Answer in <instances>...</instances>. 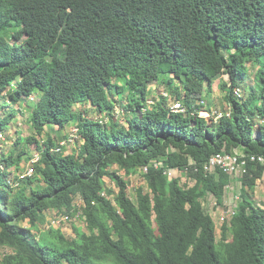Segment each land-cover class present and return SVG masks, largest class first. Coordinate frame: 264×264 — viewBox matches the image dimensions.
<instances>
[{
    "label": "trees",
    "instance_id": "16d2710c",
    "mask_svg": "<svg viewBox=\"0 0 264 264\" xmlns=\"http://www.w3.org/2000/svg\"><path fill=\"white\" fill-rule=\"evenodd\" d=\"M6 22L14 25L13 43ZM254 63L256 86L236 97ZM224 74L231 113L209 120L201 116L203 90ZM163 77L171 86L181 80L176 100L185 112H173L164 97L150 104V87ZM38 93L29 117L35 133L77 120L83 143L78 155H64L50 135L43 145L22 139L41 154L38 176L28 178L39 187L29 194L10 179L19 161L1 155L0 246L12 252L0 264H264V205L253 197L263 165L250 163L240 178L223 243L202 203L211 194L223 206L234 179L205 170L213 155L264 156V124L255 128L264 121V0H0V101L9 98L0 109ZM115 96L125 102L121 114ZM77 104L105 118L77 115ZM17 114L0 117V132ZM118 114H127V126ZM113 166L126 176L143 172L149 191L138 192L137 204L127 180L109 173ZM171 170L194 184L182 187ZM76 198L88 232L73 240L53 230L33 236L46 211L73 214Z\"/></svg>",
    "mask_w": 264,
    "mask_h": 264
},
{
    "label": "rangeland",
    "instance_id": "374dc122",
    "mask_svg": "<svg viewBox=\"0 0 264 264\" xmlns=\"http://www.w3.org/2000/svg\"><path fill=\"white\" fill-rule=\"evenodd\" d=\"M5 37L10 41L11 43L14 42L13 39V33H14V25L13 23L6 22L5 23ZM252 70V76L247 78L246 81L242 84V91L236 93V97L240 98L241 96H245L249 94L252 87L256 86L254 77L257 72V65L254 63L253 66H251ZM230 80V77L228 74H224L220 80H217L214 83L213 90L209 92L207 88H204L203 90V99H205V105L207 106V109L205 112L201 113V116L212 120V117L216 115L221 114H227L230 111V105L226 101V96L228 91L221 88V85L225 82L228 83ZM181 81V80H180ZM177 81L173 86L168 84V78L163 77L162 81L158 84L151 85L150 92H149V99L150 102H156L160 100L162 97L165 98L166 103L171 108V106L177 101L176 100V93L178 89H181V82ZM180 86V87H179ZM165 94L168 95V97H165ZM40 94H36L28 101H24L21 104H17L14 107L11 108H3L0 109V117H5L9 112L13 109L18 110L17 117L13 120L11 125L9 126V129L6 130V132H2V137H0V157L1 155L10 156L13 155L14 158L19 161L18 165L12 166L9 170L10 173V179L13 182H16V190L18 189H26V192L29 194L31 190L34 188H38L39 185L37 182H34L33 184H30L28 181V178L21 179L20 176L24 173V170L28 167H34V164H32V160L41 155L38 151L37 144L31 143L27 146L25 143H23L22 139L35 136L39 142L40 145L44 144V141L47 140V135H50L53 137L56 141V144H61L66 139H69L72 135L75 134V130L77 129V120L72 122L66 130H60L58 127H50L48 128L47 132L43 136H38L35 131L33 130L30 122L29 117L30 113L32 111L33 103L38 99V96ZM115 100L117 101V113L121 114L120 109H122L125 102L119 101L118 97L115 96ZM4 102H9L8 94H5V97L0 101V106ZM75 113L84 115L85 118L90 119H96V120H103L105 116L99 115L96 110L90 105V104H77L74 107ZM120 120L122 121L121 125L127 126L126 117L127 114H125V117L120 116ZM209 115V116H208ZM214 121L216 119L214 118ZM213 122L210 121V124ZM81 143V142H80ZM79 143V144H80ZM78 142L74 145H68L63 148L62 154L64 155H78L80 146ZM22 151H25V155H21ZM109 173H118L120 176L124 177L128 184H129V192H130V198L134 201V203H138V192L144 191L148 192V185L144 178L143 172L139 171L137 174L132 176H126L125 172L122 171L119 167L113 166L110 168ZM36 174V171H35ZM38 175L36 174V177ZM170 179H179L180 185L184 188H187L189 186H192L194 184L193 181H189L187 179V176L183 174L180 171H172L169 175ZM104 181L106 183V187L108 190H112L117 192V189L115 187V183L110 180L108 176L104 177ZM260 191L259 192V203L260 205L264 204V184H260ZM239 191H242V188L239 189ZM238 191V192H239ZM241 194V192H240ZM111 199L114 200V195L111 197ZM240 201V200H239ZM203 206L205 210L213 217L216 229H217V240L219 243H223L225 238V235L223 234L222 227L225 223L230 221V216L228 215L229 206L225 204V206H220L217 204L216 199L213 195H209L207 198L202 200ZM237 204V201H236ZM83 202L80 200V198H76L74 201V212L73 214H65L61 215L58 213L55 209H50L46 211L39 221L36 228H31L32 234L36 239H40L43 236L49 235V232L51 230L55 231L56 233H60L65 236L67 240H73L77 237V231H84L88 232L87 230V224L85 221V216L83 214ZM73 215V216H71ZM61 216L64 220L60 224H54L53 221L55 217ZM26 227H30L28 222L26 221L24 223ZM12 251L9 248L1 247L0 246V261H2L3 257L6 254L11 253Z\"/></svg>",
    "mask_w": 264,
    "mask_h": 264
},
{
    "label": "built area",
    "instance_id": "2783aa9c",
    "mask_svg": "<svg viewBox=\"0 0 264 264\" xmlns=\"http://www.w3.org/2000/svg\"><path fill=\"white\" fill-rule=\"evenodd\" d=\"M241 92L240 90L237 91ZM165 97H168L167 94H165ZM151 105L154 104V102H150ZM171 109L173 112H185V109L183 108V104L180 101H176L172 106ZM230 111L227 114H221L218 115L216 117V115H214V118L216 119V121H218L220 118H222L223 116H230ZM209 116V115H208ZM0 137H2V132H0ZM81 142L83 143V140H80L78 135H77V129L75 130V134L72 135L69 139H66L64 142H62L60 144V146L58 148H56V152L57 153H62L63 148L68 146V145H74L77 142ZM41 156H37L32 160V164L37 163L40 160ZM250 163H255V164H259V165H263L264 166V156H257V155H253L251 157H247L245 154L242 153H238V152H234V153H218L213 155L209 162L206 164L205 166V170L207 172H215V171H222L230 176H232V178H237L240 179L241 177H243L244 175L247 174L248 172V166ZM147 171V169L145 170ZM174 171L171 170L169 172L170 173ZM35 175V169L34 167H28L24 170V173L20 176L21 179H26L29 177H33ZM239 200H241V194L237 195L236 198L233 200V204L229 205V202L227 203V205L229 206V210H228V215L230 216V218H232L233 216H235L236 214V208H237V204L236 201L239 202ZM64 219L59 216V217H55L53 223L54 224H60Z\"/></svg>",
    "mask_w": 264,
    "mask_h": 264
},
{
    "label": "crops",
    "instance_id": "0c3cea01",
    "mask_svg": "<svg viewBox=\"0 0 264 264\" xmlns=\"http://www.w3.org/2000/svg\"><path fill=\"white\" fill-rule=\"evenodd\" d=\"M262 124H264V121L262 122H258V124L256 125V132H260L261 130V126ZM236 152L240 153L238 150H236ZM175 171V170H174ZM177 171V170H176ZM263 183L264 184V176L261 180H259L257 182V185H256V188H255V191H254V194H253V197H254V201L257 205L259 206H263V205H260L259 203V192L260 191V184ZM243 188L242 184H241V181L240 179H237V178H234L233 181L227 185L226 189V197H225V200H224V205L223 207L225 206V204H227L229 202V205H232L233 204V200L236 198L237 195L240 194V192L242 191H239V189ZM239 191V192H238ZM264 199V197H262Z\"/></svg>",
    "mask_w": 264,
    "mask_h": 264
}]
</instances>
